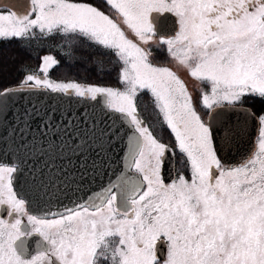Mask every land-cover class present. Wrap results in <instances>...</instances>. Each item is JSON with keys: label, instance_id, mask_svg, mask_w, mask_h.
Segmentation results:
<instances>
[{"label": "snow or ice", "instance_id": "6c2138e0", "mask_svg": "<svg viewBox=\"0 0 264 264\" xmlns=\"http://www.w3.org/2000/svg\"><path fill=\"white\" fill-rule=\"evenodd\" d=\"M57 38L66 63L115 84L51 79L45 54L8 86L0 65V141L20 164L79 152L58 175L0 164V264H264V109L255 149L233 156L264 104V0H0V51ZM25 93L36 102L14 112ZM45 95L93 102L89 131L58 124Z\"/></svg>", "mask_w": 264, "mask_h": 264}, {"label": "water", "instance_id": "95a60500", "mask_svg": "<svg viewBox=\"0 0 264 264\" xmlns=\"http://www.w3.org/2000/svg\"><path fill=\"white\" fill-rule=\"evenodd\" d=\"M14 99L17 102V107L13 109L14 112L19 110L20 105L28 106L29 99H31L33 103L36 102V97L30 96L27 93L24 94L23 99H21L19 94H17ZM42 103L57 108L55 115L57 117L58 124L62 125L67 123L68 120H75L77 117H81L80 125H77V127L82 128L84 131H89L88 127H91V124H88L87 121H84L83 117H85L87 113L91 111L90 105L93 102H85L83 100H78V98H74L71 101H68L67 99L50 100L49 97L45 95L42 98ZM69 108L71 109V113L66 112V109ZM233 119H235V117H233ZM68 127L71 129L72 125L69 124ZM257 131L258 118L255 120L249 119L245 126L243 136L239 142L238 149L234 150L233 152V156L237 160L240 158L241 154L249 153L255 149V138ZM33 134L35 135V133ZM9 136H11V130L9 131ZM48 136L54 141L55 144L61 145L62 137L60 135L55 132H49ZM64 136L70 137V139L67 141L68 145L80 144L81 142L78 136L72 135L70 132H65ZM39 143L44 144L45 142L39 141ZM15 147L16 146L12 143L11 139L8 140L7 144H4L2 141H0V164H17L23 170L24 176H28V171L30 169H34L37 174L43 170L45 176L58 175L61 167H63L65 171L68 169V156L73 157L71 164L75 165L77 163L75 157L79 155V152H69L66 148H64L63 145H61L56 151H50L45 147L35 155H32L31 153L24 155V163L20 164L19 157L22 154L16 151ZM57 152H63V155H57ZM122 155L123 153H121V156ZM61 161H63V165H61ZM232 162L234 163L235 160ZM166 167L172 168V164H168ZM23 179L24 177L22 176L20 180L21 183H23ZM101 179H103V177H101ZM65 203H67V201H65Z\"/></svg>", "mask_w": 264, "mask_h": 264}, {"label": "trees", "instance_id": "16d2710c", "mask_svg": "<svg viewBox=\"0 0 264 264\" xmlns=\"http://www.w3.org/2000/svg\"><path fill=\"white\" fill-rule=\"evenodd\" d=\"M43 48L32 47L30 49H21L17 44L4 45L0 51V65L4 69V85L14 86L16 81L25 74L23 66L26 65L28 70H38L40 66V57L45 54L52 55L60 61L59 66L53 67L49 76L54 80L75 79L84 83H108L109 77L102 79L96 75L93 66L90 63L80 62L70 66L65 62L63 55L64 49L59 48V38L56 40L41 41Z\"/></svg>", "mask_w": 264, "mask_h": 264}, {"label": "flooded vegetation", "instance_id": "af4514ba", "mask_svg": "<svg viewBox=\"0 0 264 264\" xmlns=\"http://www.w3.org/2000/svg\"><path fill=\"white\" fill-rule=\"evenodd\" d=\"M171 26V17L170 16H164L161 18L160 21V25L159 28L162 32L167 31ZM182 77L185 78L186 80L189 79L184 73H181ZM52 79V78H51ZM110 82L108 83H103L100 82L99 84H115L112 79L110 78ZM84 83V82H81ZM189 87L190 90L192 89V82L189 80ZM194 95H196L195 92H193ZM149 103V96L147 94H145L143 97L140 98V100L138 101V104L140 106L141 112L142 114L147 116V113H150L152 111L151 107L149 106L147 109V112H145V104ZM249 107H251L252 112L257 116V118L259 117V115L261 114L262 109H264V104H261L259 101H257L254 105H249ZM149 124L152 125L153 123H156L155 120L149 119L148 120ZM259 121H258V131H257V135H256V143L258 142V134H259ZM155 134L158 137L163 138V142L169 143L170 145L174 144V142L172 141V137L170 136V134L168 133L166 128H162L158 123H156V130H155ZM179 160V154H177V161ZM172 167H175L177 170L180 169V164L178 162H175L174 164H172Z\"/></svg>", "mask_w": 264, "mask_h": 264}, {"label": "rangeland", "instance_id": "374dc122", "mask_svg": "<svg viewBox=\"0 0 264 264\" xmlns=\"http://www.w3.org/2000/svg\"><path fill=\"white\" fill-rule=\"evenodd\" d=\"M112 79V81L115 83V80H114V78H111ZM259 129H260V127H259ZM258 136H259V134H258ZM257 144V143H256Z\"/></svg>", "mask_w": 264, "mask_h": 264}]
</instances>
